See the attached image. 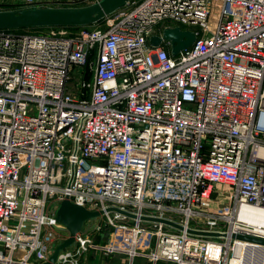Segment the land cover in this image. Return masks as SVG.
<instances>
[{"label": "built area", "instance_id": "built-area-1", "mask_svg": "<svg viewBox=\"0 0 264 264\" xmlns=\"http://www.w3.org/2000/svg\"><path fill=\"white\" fill-rule=\"evenodd\" d=\"M176 27L191 48L151 45ZM67 199L105 214L57 264H83L110 227L131 234L132 262L233 264L260 247L239 238L264 240V0H131L106 28L0 31V264L47 262Z\"/></svg>", "mask_w": 264, "mask_h": 264}, {"label": "water", "instance_id": "water-1", "mask_svg": "<svg viewBox=\"0 0 264 264\" xmlns=\"http://www.w3.org/2000/svg\"><path fill=\"white\" fill-rule=\"evenodd\" d=\"M131 0H100L89 6L79 8H29L23 10L0 11V31H14L35 28H60V27H89L100 23L118 11L123 9ZM172 45V56L176 57L182 51L191 48L196 43V35L191 31H183L181 28H168L163 37L154 36L150 43L153 47H159L163 42ZM107 213L123 215L130 220H136L135 214L126 212L119 208H108ZM105 213L102 211H90L81 205H76L70 200H64L57 206L54 213L56 223L66 230L69 237L54 245L52 255L44 264H57L59 256L63 251L76 244L78 234L84 233L89 221H97ZM142 221L150 223H161L171 226L179 231L184 228L170 220L159 218L142 217ZM194 235L204 237H218L219 234L211 232H198L189 230ZM249 243L260 245L259 248H249L248 252H258L264 263V240L255 238H239ZM252 257V256H251Z\"/></svg>", "mask_w": 264, "mask_h": 264}, {"label": "rangeland", "instance_id": "rangeland-1", "mask_svg": "<svg viewBox=\"0 0 264 264\" xmlns=\"http://www.w3.org/2000/svg\"><path fill=\"white\" fill-rule=\"evenodd\" d=\"M139 1V0H138ZM110 18V17H109ZM216 20V17H212L210 20V23H213ZM166 25H169L170 22H165ZM107 24V19L104 23L102 24H96L91 26V29L94 28H106ZM164 24H161L159 27L162 28ZM176 26V25H175ZM185 28V27H184ZM184 31V30H183ZM102 224L106 222L104 219L101 220ZM194 224V223H193ZM147 227V225H144ZM166 231H171V232H177L175 229H170L169 227L166 226ZM93 241L94 245L97 246L98 248L96 249H91L85 259L82 260L83 264H152L149 258L147 257H136L134 261L132 262V258L130 261V256L128 254L129 249H130V243H131V234L130 233H122L120 231H116L115 228H106V230L102 233H94V236H90ZM94 237V238H93ZM116 238H118L117 241H114ZM125 239L127 240L124 244H127V247L124 248L126 253H120V252H115V253H107L105 251H102L99 249V247H108L112 246L115 248H121L124 246V244H121V240ZM134 255V252H132L131 256ZM258 258V261L260 259V256H256ZM255 258V257H254ZM256 258V259H257ZM39 263V262H35ZM162 264V263H159Z\"/></svg>", "mask_w": 264, "mask_h": 264}, {"label": "crops", "instance_id": "crops-1", "mask_svg": "<svg viewBox=\"0 0 264 264\" xmlns=\"http://www.w3.org/2000/svg\"><path fill=\"white\" fill-rule=\"evenodd\" d=\"M37 2L38 4L34 6H24L21 5L18 2V0H5V2L0 3V11L23 10L29 8H79V7H84L86 5L89 6V3L87 2L86 3L74 2V1L72 2V0H38ZM128 221H129L127 222L128 224L130 225L133 224L132 220H128ZM90 236H94V233H90ZM78 260L81 263L83 258H80Z\"/></svg>", "mask_w": 264, "mask_h": 264}, {"label": "bare ground", "instance_id": "bare-ground-1", "mask_svg": "<svg viewBox=\"0 0 264 264\" xmlns=\"http://www.w3.org/2000/svg\"><path fill=\"white\" fill-rule=\"evenodd\" d=\"M132 252H135L134 251V248L131 251V254H132ZM257 255L260 256L259 261H258V258L256 257ZM233 264H264V263H262V256H261V254H259L257 251L254 252V253H252L251 251H249V252L247 251L246 252V255L244 256V259L241 262H235Z\"/></svg>", "mask_w": 264, "mask_h": 264}, {"label": "trees", "instance_id": "trees-1", "mask_svg": "<svg viewBox=\"0 0 264 264\" xmlns=\"http://www.w3.org/2000/svg\"><path fill=\"white\" fill-rule=\"evenodd\" d=\"M106 21L105 20H102L100 23H98L99 25L104 23ZM60 28H65L67 30H69L70 32H77L79 31L81 28H77V27H60ZM46 28H35V29H24V30H14V31H8V32H19V33H25V32H39V31H43L45 30Z\"/></svg>", "mask_w": 264, "mask_h": 264}]
</instances>
